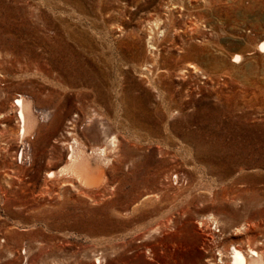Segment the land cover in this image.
I'll use <instances>...</instances> for the list:
<instances>
[{"label":"rangeland","instance_id":"1","mask_svg":"<svg viewBox=\"0 0 264 264\" xmlns=\"http://www.w3.org/2000/svg\"><path fill=\"white\" fill-rule=\"evenodd\" d=\"M263 41L264 0H0V264L264 252Z\"/></svg>","mask_w":264,"mask_h":264},{"label":"bare ground","instance_id":"2","mask_svg":"<svg viewBox=\"0 0 264 264\" xmlns=\"http://www.w3.org/2000/svg\"><path fill=\"white\" fill-rule=\"evenodd\" d=\"M259 47L264 49V41L261 43V45ZM235 56H236L235 58L237 59V61L241 59V55L236 54ZM234 61H236V60H234ZM17 101H18L19 106H20V116H21L22 122H23L21 133L24 134L26 131V124H25L26 118H29L30 116L28 113L25 112V107L27 104L24 102V98L21 96V98H18ZM115 141H116V138H115V136H113L109 139L108 142H109V144L115 145L114 144ZM112 145H110V146H112ZM104 149L101 152H104ZM84 155H85V153H84V149L82 147H80L79 145H76V147H72L71 155L69 157V161L67 162L65 169L75 173L84 182H88V183L99 182L101 180V178L103 177V170L99 169L97 174L94 176L89 175L88 174L89 169L87 168L86 164L81 162V159L86 157ZM51 174H52V172H51ZM211 219L214 222L216 221V219H214V218H211ZM246 227H247L246 223L235 227V229H234L235 233L234 234H238V232H241L242 229H246ZM237 246H235V245L232 246V249L230 251L229 256H227L225 258H223L224 256L220 257V262L223 264H226V263L227 264H264V252L263 251H259L257 249L251 248V247H249L248 249H246V251H244L242 248L237 247ZM223 248H225V247H223ZM219 250L220 249H218V251ZM224 252H225V250H224ZM224 252L222 250H220L219 253H220V255H224ZM228 254H229V251H228ZM209 260H210V258H209ZM215 264H216V262H215Z\"/></svg>","mask_w":264,"mask_h":264},{"label":"built area","instance_id":"3","mask_svg":"<svg viewBox=\"0 0 264 264\" xmlns=\"http://www.w3.org/2000/svg\"><path fill=\"white\" fill-rule=\"evenodd\" d=\"M16 104L18 105V107H20V106H19V103H18V101H17V99H16ZM37 114H38V116H40L41 118L43 117V113H42V111H38ZM209 222H210L209 224H210V226H211L212 228H214V227L217 225V223H216V224H215V223H212L213 220H211V219H210Z\"/></svg>","mask_w":264,"mask_h":264}]
</instances>
